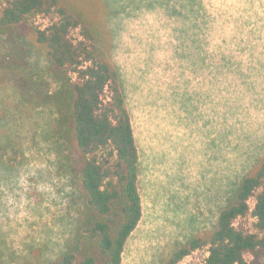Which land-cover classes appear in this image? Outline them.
Wrapping results in <instances>:
<instances>
[{"label": "rangeland", "instance_id": "rangeland-1", "mask_svg": "<svg viewBox=\"0 0 264 264\" xmlns=\"http://www.w3.org/2000/svg\"><path fill=\"white\" fill-rule=\"evenodd\" d=\"M61 1L109 29L139 149L143 217L121 264H163L213 230L264 157V0ZM51 20L0 30V264L54 263L82 224L49 101L62 82L32 39ZM208 250L179 264H203ZM245 259L264 264V251Z\"/></svg>", "mask_w": 264, "mask_h": 264}, {"label": "trees", "instance_id": "trees-1", "mask_svg": "<svg viewBox=\"0 0 264 264\" xmlns=\"http://www.w3.org/2000/svg\"><path fill=\"white\" fill-rule=\"evenodd\" d=\"M39 15L51 16V24L35 27L32 39L62 82L49 101L72 147L68 169L82 201L81 227L51 264H121L143 205L140 154L120 73L111 60L112 35L61 0H1L0 30ZM249 214L255 218L253 232L236 224ZM205 247L209 255L203 264H249L246 254L264 251V157L242 177L213 230L176 248L163 264H179Z\"/></svg>", "mask_w": 264, "mask_h": 264}]
</instances>
